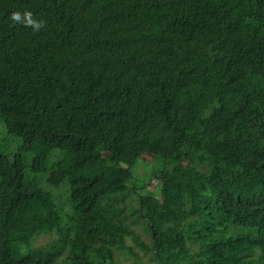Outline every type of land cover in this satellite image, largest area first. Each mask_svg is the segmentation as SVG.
I'll list each match as a JSON object with an SVG mask.
<instances>
[{"label": "trees", "instance_id": "1", "mask_svg": "<svg viewBox=\"0 0 264 264\" xmlns=\"http://www.w3.org/2000/svg\"><path fill=\"white\" fill-rule=\"evenodd\" d=\"M144 149L186 165L139 188ZM126 239L264 264V0H0V264H151Z\"/></svg>", "mask_w": 264, "mask_h": 264}, {"label": "rangeland", "instance_id": "2", "mask_svg": "<svg viewBox=\"0 0 264 264\" xmlns=\"http://www.w3.org/2000/svg\"><path fill=\"white\" fill-rule=\"evenodd\" d=\"M100 155L103 158H106L108 156V154L104 151H101ZM162 164H165L167 167H173V166L184 167L186 165V162L185 161L183 162H173V161L164 162V160L161 158V156L158 153H156V151L152 149H144L141 155V159H139L138 164L136 166V170L135 171L133 170L134 175L136 173L137 180L139 181V182L137 181L136 186L140 188L142 184L144 185V180L148 177V175L151 172H155L156 170H158V168ZM138 192L140 193V195H142L140 199H141V206L144 210L145 208H149L155 199L160 198V195L157 191L156 181H150L146 185V188L144 190H139ZM127 201L131 202L135 208L137 207V204L134 198H128ZM136 231L139 233L140 239L143 242H148L149 238L147 234L140 227H136ZM50 238H52L51 235L38 236L34 239L33 245L34 246L43 245L47 243L50 240ZM126 244L130 246L131 248H133V251L135 253L141 255L142 262L148 261L145 256L144 257L142 256V251L140 250V248L135 246V243L126 239ZM115 259L117 261H120L121 264H132L133 262V257H131L125 252H117L115 255Z\"/></svg>", "mask_w": 264, "mask_h": 264}, {"label": "clouds", "instance_id": "3", "mask_svg": "<svg viewBox=\"0 0 264 264\" xmlns=\"http://www.w3.org/2000/svg\"><path fill=\"white\" fill-rule=\"evenodd\" d=\"M10 20L13 24L22 25L24 27H30L34 32H38L44 26L45 22L37 20L33 17V13L29 10L23 12L15 11L10 14Z\"/></svg>", "mask_w": 264, "mask_h": 264}]
</instances>
